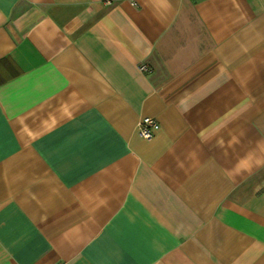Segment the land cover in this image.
<instances>
[{"label":"crops","instance_id":"1","mask_svg":"<svg viewBox=\"0 0 264 264\" xmlns=\"http://www.w3.org/2000/svg\"><path fill=\"white\" fill-rule=\"evenodd\" d=\"M59 261L264 264V0H0V264Z\"/></svg>","mask_w":264,"mask_h":264},{"label":"built area","instance_id":"2","mask_svg":"<svg viewBox=\"0 0 264 264\" xmlns=\"http://www.w3.org/2000/svg\"><path fill=\"white\" fill-rule=\"evenodd\" d=\"M139 70L146 71L147 65L144 63H140L138 65ZM159 127V124L157 121L150 116H145L141 118L137 124V132L140 137L144 139H150L153 135V130L157 129ZM56 264H66L64 261H59Z\"/></svg>","mask_w":264,"mask_h":264}]
</instances>
